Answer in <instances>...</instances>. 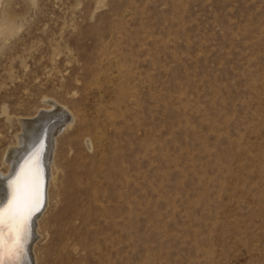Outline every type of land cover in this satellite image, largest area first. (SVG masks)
Here are the masks:
<instances>
[{
  "label": "rangeland",
  "instance_id": "obj_1",
  "mask_svg": "<svg viewBox=\"0 0 264 264\" xmlns=\"http://www.w3.org/2000/svg\"><path fill=\"white\" fill-rule=\"evenodd\" d=\"M52 102L40 264H264V0H0V171Z\"/></svg>",
  "mask_w": 264,
  "mask_h": 264
},
{
  "label": "bare ground",
  "instance_id": "obj_2",
  "mask_svg": "<svg viewBox=\"0 0 264 264\" xmlns=\"http://www.w3.org/2000/svg\"><path fill=\"white\" fill-rule=\"evenodd\" d=\"M74 120V116H69L68 109L56 102H52L50 108L42 109L34 117L20 119L22 131L18 135L17 146L10 148L5 156L8 172L0 171V204L8 195V200L0 205V210H7L10 205L19 202L22 215H26L27 219L26 222H19L5 215L4 222L0 225V253L5 258L0 260V264H40L36 247L40 243L42 219L51 207L50 192L56 181L54 170L57 166V138L73 125ZM33 142L40 143L42 168L46 178L45 202L37 213L39 182L33 163L27 161L15 178L6 181L13 177L10 175L15 173L18 157ZM29 210L30 215L27 214Z\"/></svg>",
  "mask_w": 264,
  "mask_h": 264
},
{
  "label": "water",
  "instance_id": "obj_3",
  "mask_svg": "<svg viewBox=\"0 0 264 264\" xmlns=\"http://www.w3.org/2000/svg\"><path fill=\"white\" fill-rule=\"evenodd\" d=\"M39 144H35V142H33L26 147L24 153H22L18 157L19 161L17 162L14 175H10L13 177H9L6 179V181H8V180H12L13 178H15V176L18 174L20 168L22 167V165L26 164L27 161L28 162L31 161L33 163V167H35V169L37 171L38 182H39V188H38L39 202H38V207L35 210V213H37L42 208V206L45 202V190H46V188H45L46 187V178H45V174H44L43 168H42V162H41V156L42 155H41V148H40ZM7 190L10 192L9 187L7 188ZM6 196L7 197L4 198L3 202L0 205H3L6 203V201L8 200V195H6Z\"/></svg>",
  "mask_w": 264,
  "mask_h": 264
},
{
  "label": "snow or ice",
  "instance_id": "obj_4",
  "mask_svg": "<svg viewBox=\"0 0 264 264\" xmlns=\"http://www.w3.org/2000/svg\"><path fill=\"white\" fill-rule=\"evenodd\" d=\"M27 214L28 215L31 214L30 210L28 211ZM5 215L19 222H26L27 219L26 215H22L19 202H17L15 205H10L7 210H0V225L3 224ZM4 258H5L4 255L0 253V260H3Z\"/></svg>",
  "mask_w": 264,
  "mask_h": 264
}]
</instances>
